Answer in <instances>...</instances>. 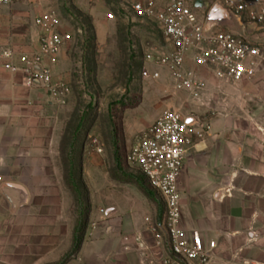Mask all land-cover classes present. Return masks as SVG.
<instances>
[{"label":"crops","instance_id":"0c3cea01","mask_svg":"<svg viewBox=\"0 0 264 264\" xmlns=\"http://www.w3.org/2000/svg\"><path fill=\"white\" fill-rule=\"evenodd\" d=\"M22 9L20 1L0 9V264H53L70 250L76 223L61 154L65 107L47 89L25 86L22 71L5 67L10 60L2 51L13 50L12 62L21 65L23 54L39 48L37 15L30 20ZM66 58L64 46L52 69L56 80L69 82L71 68H61ZM262 69L236 86L214 84L238 97L227 115L210 121L179 177L181 227L217 243L214 264H264ZM84 181L92 212L81 249L67 264H168L169 248L152 229L153 204L135 185L113 179L96 152L85 153ZM102 195L106 201L98 203Z\"/></svg>","mask_w":264,"mask_h":264},{"label":"built area","instance_id":"2783aa9c","mask_svg":"<svg viewBox=\"0 0 264 264\" xmlns=\"http://www.w3.org/2000/svg\"><path fill=\"white\" fill-rule=\"evenodd\" d=\"M199 1L204 6L198 7V0H128L127 6L135 16L153 22L167 43L161 51L144 54L142 76L158 80L159 68H166L175 89H188L196 97L206 90L207 76L233 82L251 80L264 62V48L246 33L209 22L211 10L220 4L237 17L244 30L264 26V0ZM15 2L0 0V9ZM34 24L40 32L39 48L23 54L21 65L12 62L13 50L2 51L1 56L10 60L5 67L22 71L25 86L43 87L52 102L64 104L72 88L69 82L54 78L52 63L72 33L63 28L56 11L38 14ZM203 136L204 129L192 117L165 108L136 136L127 154L128 162L138 166L162 202V212L158 221L152 222V229L169 248L168 264H214L212 252L217 243L206 242L198 232L186 233L181 227L179 177L189 150Z\"/></svg>","mask_w":264,"mask_h":264},{"label":"rangeland","instance_id":"374dc122","mask_svg":"<svg viewBox=\"0 0 264 264\" xmlns=\"http://www.w3.org/2000/svg\"><path fill=\"white\" fill-rule=\"evenodd\" d=\"M17 1L23 4L21 13L32 14L30 20L42 12L56 11L61 16L63 28L72 33V39L65 45L67 58L61 66L71 68L69 83L72 88L67 102L62 104L65 107L63 132L67 131L69 137L76 127L78 129L74 155L77 162L82 161L83 180L85 153L100 154L110 172L117 171V149L125 171L142 174L138 166L128 162L127 154L136 136L143 131H137L138 128L159 109H178L205 131L212 119L230 112L228 103L235 95L238 97V94L214 88V84L222 81L236 86L240 82L223 81L213 76H207V88L198 97L188 89H175L166 68H159L161 78L158 80L144 78V54L161 51L167 43L153 22L135 16L127 8L128 0H81L85 8L76 6L74 0L71 3L69 0ZM222 27L246 33L264 48V26H250L244 30L239 22L229 17ZM70 140H65L67 149ZM68 160L67 157L66 163ZM147 186L151 188L149 183ZM102 197L99 196L98 203L106 201L105 195ZM151 203L154 220L158 221L162 202L157 192L155 202Z\"/></svg>","mask_w":264,"mask_h":264},{"label":"trees","instance_id":"16d2710c","mask_svg":"<svg viewBox=\"0 0 264 264\" xmlns=\"http://www.w3.org/2000/svg\"><path fill=\"white\" fill-rule=\"evenodd\" d=\"M106 1L109 2V0ZM69 2L71 3L72 0H69ZM73 7L74 9L76 8L75 6ZM77 12L79 15H82L80 11ZM77 135V127L74 131H72V133L69 134V137L67 131H65L63 132L61 142V154L64 166L65 183L72 193L73 203L76 207L74 209L76 223L74 228L73 243L70 250L61 258V260L53 264H67L79 253L86 235L89 217L91 214L89 188L83 180L82 175L83 164L81 160L77 162L74 155L76 151ZM66 139H71L69 149H67L65 146ZM115 154L117 157V171H110L111 177L118 181L135 185L148 198L150 202L154 203L156 200V192L147 186L148 179L146 178V176L144 174H135L125 171L121 163V158L118 149L116 150ZM67 157L69 158L68 163H66ZM77 168L79 170V175H77ZM162 209L163 207L160 209V214L162 212Z\"/></svg>","mask_w":264,"mask_h":264},{"label":"water","instance_id":"95a60500","mask_svg":"<svg viewBox=\"0 0 264 264\" xmlns=\"http://www.w3.org/2000/svg\"><path fill=\"white\" fill-rule=\"evenodd\" d=\"M197 6L202 7L204 4L198 0ZM229 17L234 18L238 22L237 17L233 13L225 9L222 5L217 4L209 14V22H215L223 26L225 20Z\"/></svg>","mask_w":264,"mask_h":264}]
</instances>
